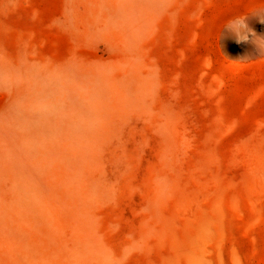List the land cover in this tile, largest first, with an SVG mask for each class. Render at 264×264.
<instances>
[{
  "label": "rangeland",
  "instance_id": "obj_1",
  "mask_svg": "<svg viewBox=\"0 0 264 264\" xmlns=\"http://www.w3.org/2000/svg\"><path fill=\"white\" fill-rule=\"evenodd\" d=\"M0 264H264V0H0Z\"/></svg>",
  "mask_w": 264,
  "mask_h": 264
}]
</instances>
